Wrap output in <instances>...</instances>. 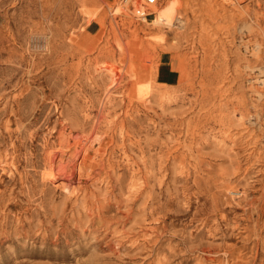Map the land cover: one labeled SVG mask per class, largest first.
<instances>
[{"label":"rangeland","instance_id":"obj_1","mask_svg":"<svg viewBox=\"0 0 264 264\" xmlns=\"http://www.w3.org/2000/svg\"><path fill=\"white\" fill-rule=\"evenodd\" d=\"M129 1L0 0V264H264V0Z\"/></svg>","mask_w":264,"mask_h":264},{"label":"bare ground","instance_id":"obj_2","mask_svg":"<svg viewBox=\"0 0 264 264\" xmlns=\"http://www.w3.org/2000/svg\"><path fill=\"white\" fill-rule=\"evenodd\" d=\"M131 2L132 4H134L135 6V12L140 15V17H144L146 20L149 19L148 16H145L147 13L146 11V8L144 6V4H152V11L151 13H155V16L153 15L152 18H150V22L155 24V25H171L173 23V14H174V11L176 8L180 7L181 5V1L180 0H169L164 6L160 7L158 6V3H159V0L156 1L155 3H149V2H146L142 0H132V1H129ZM129 6V3L127 2L126 4H120L116 7V9L118 11H122L124 8H127ZM149 7V6H148ZM123 13V12H122ZM163 28V27H162ZM261 45L259 43L256 44V48L258 49V47H260ZM260 49V48H259ZM258 51V50H256ZM111 67V66H110ZM111 69V68H110ZM109 69V70H110ZM254 76V75H253ZM262 86V85H261ZM144 89V86L143 85H140L138 87V95L141 97L144 93H143V90ZM259 88H257V90H259ZM261 91V89H260ZM264 93V92H262ZM258 95V94H257ZM260 96V94L258 95V97ZM88 141H89V138L88 137H84L83 139H79V140H76L73 145H74V148H76V152L74 155L80 153L81 151L83 152H86L87 150V146L88 145ZM65 142V141H63ZM65 144V143H64ZM64 147H68V145H63L61 142L59 143V147L57 148V150H53L52 152L50 151L49 154H48V164L50 166V168H52L54 170V167L56 168V164H58L61 160L64 159L65 155L67 154L66 153V150L64 149ZM69 148V147H68ZM55 149V148H54ZM70 150V149H69ZM68 150V151H69ZM71 151V150H70ZM88 151V150H87ZM86 154V153H85ZM84 154V155H85ZM59 161V162H58ZM63 162V161H61ZM69 162H72V161H69ZM65 164V162H64ZM69 164V163H67ZM70 167V166H69ZM80 167V166H79ZM59 168V167H58ZM64 168V167H63ZM51 170V169H50ZM49 170V171H50ZM52 170V171H53ZM47 172V171H46ZM48 175V174H47ZM72 175V174H71ZM70 178V177H69ZM66 189V188H65ZM71 189V188H70Z\"/></svg>","mask_w":264,"mask_h":264},{"label":"built area","instance_id":"obj_3","mask_svg":"<svg viewBox=\"0 0 264 264\" xmlns=\"http://www.w3.org/2000/svg\"><path fill=\"white\" fill-rule=\"evenodd\" d=\"M125 1V0H124ZM130 1H132V0H130ZM145 1V3L146 2H149V3H155L157 0H144ZM130 4V6L132 7V8H134L135 6L130 2L129 3ZM140 16V15H139Z\"/></svg>","mask_w":264,"mask_h":264}]
</instances>
